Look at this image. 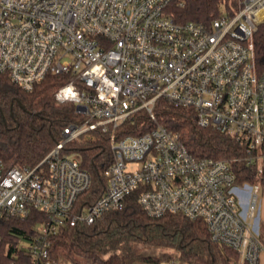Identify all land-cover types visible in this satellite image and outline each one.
I'll list each match as a JSON object with an SVG mask.
<instances>
[{
  "label": "built area",
  "instance_id": "obj_1",
  "mask_svg": "<svg viewBox=\"0 0 264 264\" xmlns=\"http://www.w3.org/2000/svg\"><path fill=\"white\" fill-rule=\"evenodd\" d=\"M170 2L0 0V74L25 91L50 75L67 77L55 99L74 104L76 115L35 167L7 166L0 157V243L4 218L44 214L13 255L52 264L54 235L124 209L139 190L149 216L203 220L212 242L238 251L242 263L260 264L258 196L237 183L232 167L245 159L264 171V72L254 51L264 0H240L235 13L209 25L176 22L167 13ZM159 100L194 111L200 127L230 136L243 155L195 159L180 135L158 121ZM144 115L151 130L124 134ZM98 133L108 138L112 162L107 187L88 205L82 197L92 177L69 146Z\"/></svg>",
  "mask_w": 264,
  "mask_h": 264
},
{
  "label": "trees",
  "instance_id": "obj_2",
  "mask_svg": "<svg viewBox=\"0 0 264 264\" xmlns=\"http://www.w3.org/2000/svg\"><path fill=\"white\" fill-rule=\"evenodd\" d=\"M240 0H171L167 13L176 22L211 24L223 12L235 13ZM255 62L264 72V24L254 36ZM65 76L50 75L25 91L4 74L0 88L5 96L0 103V157L7 166L35 167L62 139L65 127L76 120L75 105L59 104L55 93L67 83ZM158 121L180 135L189 153L197 160L225 159L243 155L238 143L215 128L199 126L194 111L159 100ZM124 134L140 135L152 129L144 115L135 124H126ZM81 155V167L90 173L92 188L82 199L90 205L107 187L106 169L112 162L108 138L98 133L95 140L81 139L69 146ZM258 163L245 159L233 163L238 184H260L264 171ZM140 191L132 193L124 209L107 213L94 224L65 227L51 239L49 260L52 264H247L238 251L212 242L203 220L179 215L161 218L149 216L139 203ZM44 214L33 212L26 219L4 218L1 224L0 264H33L25 254L13 255L20 238H30ZM264 246V222L260 223Z\"/></svg>",
  "mask_w": 264,
  "mask_h": 264
},
{
  "label": "rangeland",
  "instance_id": "obj_3",
  "mask_svg": "<svg viewBox=\"0 0 264 264\" xmlns=\"http://www.w3.org/2000/svg\"><path fill=\"white\" fill-rule=\"evenodd\" d=\"M4 96H5V91L4 89L0 88V103H2ZM71 156H78L81 159L80 153L76 150L72 151ZM239 185L242 186V184ZM251 188H252V192L258 196V209L255 213V216L259 214L260 221L264 222V188H262L260 184L251 185ZM242 259L243 257L241 258L240 261L241 263H242ZM165 264H169V263H165ZM260 264H264L263 259L260 260Z\"/></svg>",
  "mask_w": 264,
  "mask_h": 264
},
{
  "label": "crops",
  "instance_id": "obj_4",
  "mask_svg": "<svg viewBox=\"0 0 264 264\" xmlns=\"http://www.w3.org/2000/svg\"><path fill=\"white\" fill-rule=\"evenodd\" d=\"M261 259H263L264 260V252L262 253V255H261Z\"/></svg>",
  "mask_w": 264,
  "mask_h": 264
},
{
  "label": "water",
  "instance_id": "obj_5",
  "mask_svg": "<svg viewBox=\"0 0 264 264\" xmlns=\"http://www.w3.org/2000/svg\"><path fill=\"white\" fill-rule=\"evenodd\" d=\"M257 221H259V217H258Z\"/></svg>",
  "mask_w": 264,
  "mask_h": 264
}]
</instances>
